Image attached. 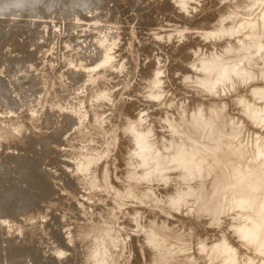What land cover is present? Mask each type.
Returning <instances> with one entry per match:
<instances>
[{
  "label": "rangeland",
  "instance_id": "obj_1",
  "mask_svg": "<svg viewBox=\"0 0 264 264\" xmlns=\"http://www.w3.org/2000/svg\"><path fill=\"white\" fill-rule=\"evenodd\" d=\"M15 1L0 0V264H264V0ZM75 66L89 78L63 94Z\"/></svg>",
  "mask_w": 264,
  "mask_h": 264
},
{
  "label": "bare ground",
  "instance_id": "obj_2",
  "mask_svg": "<svg viewBox=\"0 0 264 264\" xmlns=\"http://www.w3.org/2000/svg\"><path fill=\"white\" fill-rule=\"evenodd\" d=\"M16 1H17V0H16ZM16 1H15V2H16ZM25 1H26L25 6H26L29 10H30V9L33 10V9L35 8V5H33V0H30V1L25 0ZM44 1H45V0H44ZM83 1H84V0H83ZM224 1H225V0H224ZM20 2H21V1H20ZM23 2H24V1H23ZM40 2H41V1H40ZM50 2H51V1H50ZM140 2H141V1H140ZM147 2H148V1H147ZM147 2H146V3H147ZM229 2H230V1H229ZM12 3H13V2H12ZM84 3L86 4V2H83V4H84ZM134 3H135V2H134ZM15 4H17V2H16ZM38 4H39V3H38ZM38 4H37V5H38ZM11 5L13 6L14 3L11 4ZM17 5H19V3H18ZM44 5H45V6H46V5H47V6H50L47 0H46V2L44 3ZM78 6H79V5H78ZM140 6H141V5H140ZM14 7H16V6H14ZM155 7H156V6H155ZM128 8H129V7H128ZM138 8H139V7H138ZM70 9H71V8H70ZM74 9H75V8H74ZM141 9H142V8H141ZM32 10H31V11H32ZM72 10H73V9H72ZM97 10H98V9H97ZM31 11H30V12H31ZM81 11H83V10H81ZM137 11H138V10H137ZM66 12H67V11H66ZM68 12H69V11H68ZM96 12H97V11H96ZM96 12H95V13H96ZM134 12H135V11H134ZM163 12H164V11H163ZM28 14H29V12H28ZM93 14H94V13H93ZM120 14H121V13H120ZM152 14H153V13H152ZM152 14H151V15H152ZM0 15H1V13H0ZM161 15H162V14H161ZM33 16H34V15H33ZM97 16H98V15H97ZM192 16H193V15H192ZM72 17H73V16H72ZM95 17H96V16H95ZM118 17H119V16H118ZM116 18H117V17H116ZM122 18H123V17H122ZM125 18H127V17H125ZM217 18H218V17H217ZM127 19H128V18H127ZM186 19H188V18H186ZM219 19H220V18H219ZM99 20H100V19H99ZM215 20H217V19H215ZM262 20H264V19H262ZM128 21H129V20H128ZM217 21H218V20H217ZM0 22H2V19H0ZM100 22H101V21H100ZM137 22H139V21H137ZM137 22H136V23H137ZM210 22H211V21H210ZM215 22H216V21H214V23H215ZM46 23H47V22H46ZM78 23H79V22H78ZM178 23H179V22H178ZM216 23H217V22H216ZM47 24H49V23H47ZM101 24H102V23H101ZM101 24H100V26H101ZM125 24H127V23H125ZM125 24H124V25H125ZM137 24H138V23H137ZM137 24H135V27H136ZM203 24H204V23H203ZM212 24H213V23H212ZM95 25H96V24H95ZM108 25H110V24H108ZM139 25H140V24H139ZM139 25H137V26H139ZM141 25H142V24H141ZM216 25H217V24H216ZM216 25H215V26H216ZM49 26H50V25H49ZM84 26H85V25H84ZM187 26H188V25H187ZM200 26H201V25H200ZM200 26H199V27H200ZM97 27H99V26H97ZM102 27H104V26L102 25ZM127 27H128V26H127ZM133 27H134V26H133ZM140 27H142V26H139V28H138V27H137V28L140 29ZM150 27H151V26H150ZM189 27H190V26H189ZM194 27H195V26H194ZM194 27H193V28H194ZM208 27H209V25H208ZM220 27H221V26H220ZM78 28H79V27H78ZM106 28H108V27H106ZM151 28H153V27H151ZM193 28H190V29L192 30ZM197 28H198V27H197ZM205 28H206V27H205ZM51 29H52V28H51ZM76 29H77V28H76ZM96 29H97V28H96ZM103 29H104V28H103ZM126 29H127V28H126ZM145 29H146V27H145ZM145 29H144V30H145ZM186 29H187V28H186ZM190 29H189V30H190ZM59 30H60V29H59ZM93 30H94V29H93ZM98 30H99V29H98ZM105 30H106V29H105ZM107 30H108V29H107ZM127 30H128V29H127ZM153 30H154V29H153ZM187 30H188V29H187ZM189 30H188V32H189ZM89 31H92V30H89ZM100 31H101V28H100ZM100 31H99V32H100ZM103 31H104V30H103ZM103 31H102V32H103ZM140 31H142V30H140ZM188 32H187V33H188ZM78 33H79V32H77V34H78ZM90 33H91V32H90ZM95 33H96V32H95ZM97 33H98V31H97ZM112 33H114V32H112ZM137 33H138V32H137ZM140 33H141V32H140ZM92 34H93V32H92ZM98 34H99V33H98ZM114 34H115V33H114ZM67 35H68V34H67ZM111 35H112V34H111ZM111 35H110V37H111ZM145 35H147V34H145ZM148 35H149V34H148ZM173 35H174V34H173ZM179 35H180V34H179ZM184 35H186V34H184ZM190 35H191V34H189V37H190ZM106 36H107V35H106ZM113 36H114V35H113ZM180 36H181V35H180ZM186 36H187V35H186ZM191 36H192V35H191ZM47 37H48V36H47ZM95 37L100 39V37H97V36H95ZM125 37H126V36H125ZM127 37H128V36H127ZM54 38H55V37H54ZM93 38H94V37H93ZM115 38H116V37H115ZM128 38H129V37H128ZM128 38H127V39H128ZM176 38H177V37H176ZM195 38H196V37H195ZM214 38H216V37H214ZM222 38H223V37H222ZM107 39H109V38H107ZM110 39H111V38H110ZM113 39H114V38H113ZM113 39H112V40H113ZM190 39H191V38H190ZM190 39H189V40H190ZM192 39H193V38H192ZM52 40H54V39L52 38ZM70 40H71V39H70ZM114 40H115V39H114ZM128 40H129V39H128ZM73 41H74V39H73ZM122 41H123V40H122ZM196 41H197V39H196ZM92 42H93V41H92ZM157 42H158V41H157ZM191 42H192V40H191ZM85 43H86V42H85ZM159 43H160V42H159ZM192 43H193V42H192ZM192 43H191V46H192ZM108 44H109V42H108ZM153 44H154V43H153ZM161 44H163V43H161ZM167 44H168V43H167ZM167 44H166V45H167ZM195 44H196V43H195ZM74 45H75V44H74ZM79 45H80V44H79ZM100 45L102 46L101 42H100ZM125 45H126V42H125ZM109 46H110V45H109ZM109 46H108L107 48L112 49V48H111L112 45H111V47H109ZM162 46H163V45H162ZM164 46H165V45H164ZM164 46H163V47H164ZM73 47H74V46H73ZM157 47H158V46H157ZM194 47H195V46H194ZM122 48H123V47H122ZM161 48H162V47H161ZM164 49H166V47H165ZM169 49H170V48H169ZM174 49H176V48H174ZM200 49H201V48H200ZM91 50H92V49H91ZM175 51H176V50H175ZM212 51H213V50H212ZM71 52H72V51H71ZM241 52H242V51H241ZM106 53H107V52H106ZM110 53H111V51H110ZM172 53H173V52H172ZM79 55H80V54H79ZM180 55H181V54H180ZM67 56H68V55H67ZM84 56H85V54H84ZM29 57H30V58L33 57L32 53H31V55H29ZM29 57H28V58H29ZM93 57H95V56H93ZM82 58H83V57H82ZM95 58H96V57H95ZM95 58H94V59H95ZM98 58H99V57H98ZM208 58H209V57H208ZM205 59H206V58H205ZM65 60H66V59H65ZM68 60H69V59H68ZM72 60H74V59H72ZM92 60H93V59H92ZM100 60H101V59H100ZM90 61H91V60H90ZM93 61H94V60H93ZM97 61H98V60H97ZM73 62H74V61H73ZM73 62H72V63H73ZM185 62H186V61H185ZM187 63H188V62H187ZM197 63H198V62H197ZM202 64L204 65V63H200V66H203ZM91 65H92V64H91ZM196 65L198 66L199 63L196 64ZM67 66H68V65H67ZM92 66H93V65H92ZM88 67H89V66H88ZM193 68H194V67H193ZM64 69H65V68H64ZM194 69H195V68H194ZM200 69H201V68H200ZM90 70H91V69H90ZM22 71H23V70H22ZM64 71H66V73L59 77V80H62V83H59L58 81H55V82H56L55 85L57 86L58 89H60V90L63 91V94H65V93L68 94L69 91H67V90H68V89L70 90V87H71L72 85H75L77 82H80V81H82V80H85L86 78H89V77L87 76L88 73L86 72V70H85V68H84L83 66H79V67H77V68H76V66H75V67H71V68L66 69V70H64ZM35 74H36V73H35ZM126 74H128V73H126ZM88 75H89V74H88ZM123 75H125V74H123ZM40 76H41V75H40ZM90 77H91V76H90ZM124 77H125V76H124ZM42 78H44V77H42ZM121 79H124V78H121ZM41 80H42V79H41ZM88 80H89V79H88ZM42 82H44V81H42ZM84 82H85V81H84ZM122 82H123V81H122ZM154 82H155V81H154ZM80 83L83 84L82 82H80ZM76 85H78V84H76ZM114 85H115V84H114ZM33 86H34V85H31L29 88L32 89ZM252 86H253V85H252ZM262 86H263V85H262ZM81 87H82V86H81ZM81 87H80V88H81ZM71 88H72V87H71ZM254 88H255V87H254ZM76 89H77V88H76ZM157 89H158V88H157ZM259 89H261V88H259ZM71 90H72V89H71ZM71 90H70V91H71ZM104 90H105V89H104ZM261 90H262V89H261ZM263 90H264V89H263ZM263 90H262V91H263ZM54 91H56V89H55ZM262 91H261V92H262ZM128 92H129V91H128ZM134 92H135V91H134ZM196 92H197V91H196ZM55 93H56V92H55ZM57 94H59L58 91H57ZM60 94H61V92H60ZM67 94H66V95H67ZM104 94H105V93H104ZM129 94H130V93H129ZM227 94H228V93H227ZM50 95H51V94H50ZM158 95H159V94H158ZM20 96H22V95H20ZM59 96H60V95H59ZM131 96H132V95H131ZM167 96H168V94H167ZM60 97H61V96H60ZM128 97L130 98V95H129ZM128 97H127V98H128ZM153 97H154V96H153ZM63 98H64V97H63ZM104 99H105V98H104ZM65 100H66V98H65ZM73 101H74V99H73ZM124 101H125V100H124ZM126 102H127V101H126ZM20 103L22 104L23 101H21ZM66 103H67V102H66ZM71 103H72V102H71ZM154 103H156V102H154ZM111 104H112V103H111ZM129 104H130V103H129ZM141 104H142V103H141ZM159 104H160V103H159ZM18 105H19V104H18ZM67 105H68V104H67ZM72 105H73V104H72ZM72 105H71V106H72ZM147 105H148V104H147ZM154 105H155V104H154ZM154 105H153V103H152V106H151V107H153ZM171 105H172V104H171ZM65 106H66V105H65ZM133 106H134V103H133ZM155 106H156V105H155ZM172 106H173V105H172ZM30 107H31V106H30ZM60 107H61V106H60ZM75 107H76V106H75ZM106 107H107V106H106ZM112 107H113V105H112ZM135 107H136V106H135ZM13 108H14V106H13ZM76 108H77V107H76ZM147 108H148V107H147ZM8 109H9V108H8ZM15 109H17V108H15ZM133 109H134V107H133ZM135 109H136V108H135ZM161 109H164V107H163V108L161 107ZM169 109H171V108H169ZM262 109H263V108H262ZM72 110H73V109H72ZM125 110H126V109H125ZM180 110H181V109H180ZM16 111H17V110H16ZM73 111H74V110H73ZM128 111H129V110H128ZM131 111H132V110H131ZM158 111H159V110H158ZM171 111H173V109H172ZM123 112H124V110H123ZM147 112H149V111H147ZM147 112H145V114H146ZM178 112H179V111H178ZM245 112H246V111H245ZM125 113H127V112H125ZM129 113H130V112H129ZM159 113H160V112H159ZM179 113H180V112H179ZM76 114H78V113H76ZM113 114H114V113H113ZM78 115H79V114H78ZM78 115H74L73 118H78V117H79ZM253 115H254V114H253ZM120 116H121V115H120ZM125 116L128 117L127 114H125ZM146 116H147V115H146ZM2 117H3V116H2ZM122 117H123V116H122ZM143 117H145V115H144ZM181 117H182V115H181ZM232 117H233V116H232ZM257 117H258V116H257ZM90 118H91V117H90ZM90 118H89V120H90ZM162 118H163V117H162ZM174 118H175V117H174ZM187 118H188V117H187ZM2 119H3V118H2ZM81 119H82V118H80V120H81ZM93 119H94V118H93ZM103 119H104V118H103ZM106 119H107V117H106ZM175 119H176V118H175ZM109 120H110V119H109ZM159 120H160V119H159ZM162 120H163V119H161L160 121H162ZM2 121H3V120H2ZM103 121H104V120H103ZM204 121H205V120H204ZM263 121H264V120H263ZM84 122H85V121H84ZM92 122H93V121H92ZM101 122H102V121H101ZM121 122H122V121H121ZM181 122H183V121H181ZM206 122H207V125H208V121H206ZM255 122H256V121H255ZM162 123H164V122H162ZM123 124H127V123H123ZM123 124H122V126H123ZM176 124H177V123H176ZM109 125H110V124H109ZM159 125H160V124H159ZM119 127H120V126H119ZM161 127H162V126H161ZM163 127H164V126H163ZM120 128H121V127H120ZM156 129H157V128H156ZM158 129H159V128H158ZM249 129H251V128H249ZM168 130H169V129H168ZM164 131H165V130H164ZM244 131H245V130H244ZM248 131H249V130H248ZM159 132H161V131H159ZM169 133H170V132H169ZM233 133H234V132H233ZM235 133H236V132H235ZM241 133H242V132H241ZM243 133H244V132H243ZM253 133H254V132H253ZM151 134H153V133H151ZM154 134H155V133H154ZM171 134H172V133H171ZM223 134H224V133H223ZM250 134H251V133H250ZM155 135H156V134H155ZM160 136H161V135H160ZM170 136H171V135H170ZM212 136H213V134H212ZM242 136H243V135H242ZM163 137H164V136H163ZM167 137H168V136H167ZM167 137H165V138H167ZM226 137H227V136H226ZM260 137H261V136H260ZM10 138H11V137H10ZM161 138H162V137H161ZM169 138H175V137H172V136H171V137H169ZM12 139L14 140V137H13ZM99 139H100V138H99ZM260 139H261V138H260ZM15 140H16V139H15ZM163 140H164V138H163ZM163 140H162V141H163ZM168 140H169V139H168ZM168 140H167V141H168ZM172 140H173V139H172ZM208 140H209V139H208ZM154 141H156L155 138H154ZM159 141H160V140H159ZM159 141H158V142H159ZM170 141H171V140H170ZM170 141H169V142H170ZM210 141H211V140H210ZM213 141H214V139H213ZM230 141H231V140H230ZM230 141H229V142H230ZM150 142H151V141H150ZM172 142H173V141H172ZM100 143H101V141H100ZM153 143H154V142H153ZM161 143H162V142H161ZM161 143H160V145H162V146H163V144H165V143H163V144H161ZM166 143H167V142H166ZM216 143H217V142H216ZM243 143H244V142H243ZM104 144H105V143H104ZM154 144H157V142L154 143ZM172 144H173V143H172ZM160 145H158V147H160ZM165 145H167V144H165ZM165 145H164V147H166ZM252 145H253V143H252ZM222 146H223V145H222ZM12 147H13V146H12ZM66 147H67V146H66ZM83 147H84V146H83ZM164 147H163V148H164ZM172 147H173V146H172ZM229 147H230V146H229ZM166 148H167V147H166ZM146 149H147V148H146ZM158 149H161V148H158ZM164 149H165V148H164ZM172 149H173V148H172ZM258 149H259V148H257V150H258ZM262 149H264V148H262ZM11 150H12V149H11ZM17 150H18V149H17ZM148 151H151V150L149 149ZM159 151H160V150H159ZM163 151H164V150H163ZM163 151H162V153H163ZM213 151H214V150H213ZM13 152H14V151H13ZM155 152H157V151H155ZM150 153H151V152H150ZM150 153H149V154H150ZM152 153H154V152H152ZM164 153H165V152H164ZM171 153H172V156H170L169 159L167 158V159H168V162H167L168 164H169V162H171V161H173V160H177V159L181 156V150H177V151H175V153H174V151L172 152V150H171V152H170L169 154H171ZM10 154H11V153H10ZM154 154H155V156H156V153H154ZM154 154H152V156H153ZM169 154L166 153V155H169ZM221 154H222V153H220V155H221ZM257 154H258V153H257ZM162 155H163V154H162ZM78 156H79V155H78ZM152 156H151V157H152ZM155 156H153V157H154L153 159L156 161ZM157 156H158V155H157ZM160 156H161V155H160ZM256 156H257V155H256ZM258 156H259V155H258ZM68 157H70V156H68ZM148 157H149V156H148ZM148 157H147V158H148ZM161 157H162V156H161ZM161 157H159V163H160V160H161L160 158H161ZM166 157H167V156H166ZM157 158H158V157H157ZM162 159H163V158H162ZM226 159H227V158H226ZM242 159H243V157H242ZM149 160H152V159H149ZM145 161H146V160H145ZM147 161H148V160H147ZM152 161H153V160H152ZM161 161H162V160H161ZM223 161H226V160H223ZM141 162H142V161H141ZM220 162H222V161H220ZM144 163H145V162H144ZM159 163L157 162L156 164H159ZM171 163H172V162H171ZM225 163H226V162H225ZM156 164H153L154 167H156V166L158 167V165H156ZM160 164H161V163H160ZM233 164H234V163H233ZM222 165H223V164H222ZM226 165H227V164H226ZM226 165L224 164V166H226ZM195 166H196V165H195ZM218 166H220L221 168L224 167V166L222 167L221 165H218ZM220 167H218V168L216 167L217 169H215V170H220V169H221ZM227 167H228V166H227ZM150 169H151V168H150ZM156 169H157V168H156ZM52 170H53V169H52ZM151 170H152V169H151ZM172 170H173V169H172ZM175 170H176V169H175ZM223 170H224V168L221 169L220 171L222 172ZM33 171H34V170H33ZM55 171H56V170H55ZM83 171H84V170H83ZM159 171H160V170H159ZM1 172H2V171H1ZM58 172H59V171H58ZM169 172H170V171H169ZM224 172H225V171H224ZM226 172H227V171H226ZM146 173H147V172H146ZM149 173H150V172H149ZM216 173H217V172H216ZM222 173H223V172H222ZM222 173H221V175H222ZM54 174H55V173H54ZM56 174H57V173H56ZM144 174H145V173H144ZM144 174H143V175H144ZM161 174H163V173L161 172ZM50 175H51V174H50ZM171 175H172V174H171ZM214 175H215V174H214ZM222 176L224 177V175H222ZM5 177H6V176H5ZM54 177H56V175H55ZM148 177H149V176H148ZM150 177H151V175H150ZM212 177H216V176H212ZM217 177H218V175H217ZM217 177H216L215 179H218ZM52 178H53V177H52ZM152 178H153V177H152ZM164 178H165V177H164ZM211 179H214V178H211ZM211 179H210V180H211ZM215 179L211 181V182H212L211 184H213V182L216 181ZM223 180H224V179H223ZM45 181H46V182H47V181H51V179H48V180L45 179ZM209 182H210V181H209ZM76 184H77V183H76ZM46 185H47V184H46ZM169 185H170V184H169ZM205 185H206V184H204V186H203L204 189L207 188V186H208V185H207V186L205 187ZM216 185H217V184H216V182H215V183L213 184V186H214L213 188H215ZM146 186H147V185H146ZM171 186H173V185H171ZM185 186H186V185H185ZM187 186H188V185H187ZM209 186H210V185H209ZM209 186H208V188H209ZM148 187H149V186H148ZM193 187H194V186H193ZM198 187H199V186H198ZM152 188H153V187H152ZM188 188H189V187H188ZM188 188H187V189H188ZM70 189H71V188H70ZM72 189H73V188H72ZM76 189H77V188H76ZM76 189H75V190H76ZM167 189H168V188H167ZM194 189L197 190V187L195 186ZM67 190H68V189H67ZM157 190H158V189H157ZM196 190H192V191H196ZM207 190H208V189H207ZM209 190H210V189H209ZM70 191H72V190H70ZM73 191H74V190H73ZM79 191H80V190H79ZM185 191H186V190H185ZM203 191H204V190H203ZM205 191H206V190H205ZM75 192H76V191H75ZM77 192H78V191H77ZM169 192H170V191H169ZM186 192H187V191H186ZM207 192H208V193H212V192H210V191H207ZM207 192H204V193H207ZM10 193H11V192H10ZM62 193H64V192H62ZM178 193H179V192H178ZM201 193H202V192H201ZM59 194H60V193H59ZM69 194H72V193L70 192ZM156 194H157V193H156ZM162 194H163V193H162ZM167 194H168V193H167ZM185 194H188V192L185 193ZM223 194H224V193H223ZM223 194H222V195H223ZM63 195H64V194H63ZM85 195H86V194H85ZM128 195H129V194H128ZM159 195H160V194H159ZM183 195H184V194H183ZM48 196H49V195H48ZM57 196H58V195H57ZM61 196H62V195H61ZM79 196H80V195H79ZM186 196H187V195H186ZM218 196H219V195H218ZM59 197H60V196H59ZM65 197H67V196L64 195V197H62V198L65 199ZM173 197H174V196H173ZM178 197H179V196H178ZM80 198H81V197H79V199H80ZM148 198H150V197H148ZM216 198L219 199L218 197H216ZM50 199H51V198H50ZM50 199H49V200H50ZM72 199H73V198H72ZM74 199H75V198H74ZM142 199H143V198H142ZM177 199H178V198H177ZM225 199H226V198H225ZM52 200H53V199H52ZM60 200H61V199H60ZM62 200H63V199H62ZM67 200H68V198H67ZM64 201H65V200H64ZM70 201H71V200H70ZM70 201H69V203H70ZM77 201H78V200H77ZM86 201H87V200H86ZM174 201H175V200H174ZM177 201H178V200H177ZM192 201H193V200H192ZM213 201H214V200H213ZM213 201H212V202H213ZM55 202H56V201H55ZM59 202H60V201H59ZM72 202H76V200H75V201H72ZM72 202H71V203H72ZM212 202H211V204H212ZM60 203H61V202H60ZM69 203H68V204H69ZM71 203H70V204H71ZM76 203H77V202H76ZM86 203H88V202H86ZM169 203L172 204L171 202H169ZM216 203H217V201H216ZM216 203H215V205H216ZM70 204H69V205H70ZM72 204H73V203H72ZM72 204H71V205H72ZM79 204L81 205V203H79ZM82 204H85V203H82ZM143 204H146V203L144 202ZM218 204H219V203H218ZM218 204H217V205H218ZM47 205H49V204H47ZM75 205H76V204H75ZM75 205H74V206H75ZM86 205H87V204H86ZM86 205H85V206H86ZM172 205H173V204H172ZM209 205H210V204H209ZM209 205H208V206H209ZM44 206H45V205H44ZM78 206H79V205L77 204V207H78ZM87 206H88V205H87ZM87 206H86V207H87ZM53 207H54V206H53ZM45 208H46V207H45ZM45 208H44V209H45ZM48 208H50V207H48ZM80 208H81V207H80ZM80 208H79V211H80ZM84 208H85V207H84ZM209 208H210V206L208 207V209H209ZM54 209H55V208H54ZM54 209H53V212H52V213H55V212H54ZM210 209L212 210V208H210ZM94 210H95V209H94ZM197 210H198V209H197ZM211 210H210V211H211ZM225 210H226V209H225ZM51 211H52V209H51ZM81 211H85V209H83V210L81 209ZM81 211H80V212H81ZM95 211H96V210H95ZM95 211H94V212H95ZM11 212H12V211H11ZM48 212H49V211H48ZM48 212H47V213H48ZM96 212H97V211H96ZM193 212H195V208H194V211H193ZM189 213H190V212H189ZM189 213H188V214H189ZM206 213H207V212H206ZM83 214H85V212H83ZM96 214H97V213H96ZM169 214H170V213H169ZM183 214H184V213H183ZM188 214H187V215H188ZM192 214H193V213H192ZM207 214H208V213H207ZM214 214H215V213H214ZM214 214H211V215H213V217H214ZM216 214H218V213H216ZM49 215H50V214H49ZM89 215H91V214H89ZM142 215H143V214H142ZM208 215H209V214H208ZM211 215H210V216H211ZM43 216H44V215H43ZM52 216H53V215H52ZM80 216L82 217V215H80ZM83 216H84V215H83ZM184 216H185V215H184ZM189 216H190V215H189ZM193 216H194V214H193ZM224 216H225V215H224ZM228 216H229V215H228ZM6 217H7V216H6ZM161 217H163V216H161ZM165 217H166V216H165ZM207 217H208V216H207ZM75 218H76V217H75ZM75 218H74V219H75ZM78 218H79V217H77L76 219H78ZM89 218H90V217H89ZM182 218H183V217H182ZM187 218H188V217H187ZM210 218H211V217H209L208 219H210ZM53 219H54V218H53ZM58 219H59V218H58ZM79 219H81V218H79ZM84 219H85V218H84ZM91 219L94 220L93 217H92ZM95 219H96V218H95ZM176 219H177V218H176ZM193 219H194V218H193ZM229 219H230V218H229ZM6 220H7V219H6ZM19 220H20V219H19ZM23 220H24V219H23ZM72 220H73V219H72ZM89 220H90V219H89ZM163 220H165V219H163ZM166 220H167V219H166ZM180 220H181V219H180ZM183 220H184V219H183ZM185 220H186V219H185ZM185 220H184V221H185ZM212 220H213V219H212ZM80 221H81V220H80ZM82 221H83V220H82ZM156 221H157V220H156ZM175 221H176V220H175ZM187 221H188V220H187ZM206 221H207V220H206ZM210 221H211V219L209 220V222H210ZM95 222H96V221H95ZM148 222H149V221H148ZM158 222H159V221H158ZM166 222H167V221H166ZM166 222H165V223H166ZM176 222H177V221H176ZM178 222H179V221H178ZM180 222H181V221H180ZM228 222H229V221H228ZM19 223H20V221H19ZM24 223H25V221H24ZM24 223H23V224H24ZM46 223H47V222H46ZM101 223H103V222L100 221L99 224H95V223H94V225L91 226L90 230H93L94 228H96V229H98L100 232H104V231L106 230V228L104 227L105 224L101 225ZM167 223H168V222H167ZM72 224H73V223H72ZM75 224H77V223L75 222ZM155 224H157V223H155ZM159 224H160V223H159ZM161 224H162V223H161ZM173 224H175V223H173ZM173 224H172V225H173ZM207 224H208V223H207ZM3 225H4V224H3ZM17 225H18V224H17ZM42 225H43V224H42ZM44 225H45V224H44ZM65 225H67V224H65ZM79 225H80V224H79ZM83 225H85V224H83ZM83 225H82V226H83ZM106 225H107V223H106ZM106 225H105V226H106ZM147 225H148V223H147ZM157 225H158V224H157ZM181 225H182V224H181ZM190 225H192V224H189V226H190ZM194 225H196V224H194ZM243 225H244V224H243ZM21 226H22V225H21ZM189 226H187V227L189 228ZM63 227H64V226H63ZM150 227H151V226H150ZM158 227H159V226H158ZM176 227H177V224H176ZM180 227H181V226L178 225L177 228H180ZM191 227H192V226H191ZM201 227H202V226H201ZM1 228H2V227H1ZM42 228H43V227H42ZM46 228H47V227H46ZM110 228H111V227H110ZM138 228H139V227H138ZM177 228H176V229H177ZM182 228H183V227H182ZM182 228H181V229H182ZM125 229H126V228H125ZM156 229H157V226H156ZM181 229H180V230L178 229L179 232L181 231ZM192 229H193V228H192ZM195 229L197 230L196 227H195ZM13 230H15V229H13ZM118 230H119V229H118ZM135 230H137V228H136ZM139 230H140V229H139ZM158 230H159V228H158ZM183 230L186 231L185 229H183ZM183 230H182L181 232H183ZM196 230H195V231H196ZM119 231H120V230H119ZM141 231H142V230H141ZM152 231H153V229H152ZM154 231H155V230H154ZM173 231H174V230H173ZM187 231H188V230H187ZM187 231H186L187 234H190V233H191L190 230H189V231H190L189 233H188ZM0 232H1V231H0ZM54 232H55V231H54ZM156 232H157V231H156ZM167 232H168V231H167ZM176 232L178 233V231H176ZM60 233H61V232H60ZM67 233H68V232H67ZM147 233H150V232H147ZM162 233H163V234L166 233L165 230H164ZM172 233H173V232H172ZM192 233H193V232H192ZM192 233H191V235H193ZM169 234H170V233H169ZM250 234H251V233H250ZM263 234H264V233H263ZM54 235H55V234H54ZM56 235H57V234H56ZM59 235H60V234H59ZM77 235H78V233H77ZM83 235H84V234H83ZM69 236H70V235H69ZM188 236H189V235H188ZM5 237H6V236H5ZM65 237H66V236H65ZM80 237H81V236H80ZM119 237H120V236H119ZM149 237H150V236H149ZM62 238H63V237H62ZM117 238H118V237H117ZM193 238H194V237H193ZM10 239H11V238H10ZM84 239H85V238H84ZM88 239L90 240V238H88ZM93 239H94V238H93ZM114 239H116V238H114ZM114 239H113V241H115ZM137 239H138V238H137ZM137 239H136V240H137ZM148 239H149V238H148ZM67 240H68V238H67ZM67 240H66V242H67ZM91 240H92V239H91ZM3 241H5V240H3ZM47 241H48V240H47ZM62 241H63V240H62ZM121 241H123V240H121ZM121 241H120V242H121ZM54 242H56V241H54ZM80 242H81V241H80ZM80 242H79V243H80ZM90 242H91V241H90ZM120 242H119V243H120ZM124 242H126V241H124ZM124 242H123V243H124ZM128 242H129V241H128ZM147 242H148V241H147ZM235 242H236V241H235ZM247 242H248V241H247ZM36 243H37V242H36ZM59 243H60V242H59ZM115 243H116V242H115ZM123 243H122V244H123ZM191 243H192V242H191ZM57 244H58V243H57ZM89 244H90V243H88V245H89ZM120 244H121V243H120ZM238 244H240V243H238ZM58 245H59V244H58ZM70 245H71V244H70ZM80 245H81V244H80ZM85 245H86V244H85ZM117 245L119 246V244H117ZM124 245H125V244H124ZM133 245H134V244H133ZM243 245H246V244H243ZM243 245L240 244L239 246H242V247H243ZM0 246H1V244H0ZM52 246H53V245H52ZM55 246H56V245H55ZM62 246H63V245H62ZM77 246H78V245H77ZM77 246H76V247H77ZM86 246H87V245H86ZM113 246H114V244H113ZM120 246H121V245H120ZM120 246H119V247H120ZM130 246H131V245H130ZM143 246H144V245H143ZM49 247H51V246H49ZM56 247H57V246H56ZM56 247H55V248H56ZM59 247H61V246H59ZM83 247H85V246H83ZM107 247H108V246H107ZM181 247H183V246H181ZM187 247H188V246H187ZM187 247H184L185 250H186ZM234 247H236V246H234ZM64 248H65V247H64ZM67 248H68V247H67ZM69 248H71V247H69ZM69 248H68V249H69ZM85 248H86V247H85ZM85 248H84V250H86ZM167 248H168V247H167ZM188 248H189V247H188ZM238 248H239V247H238ZM59 249H60V248H59ZM68 249H67V250H68ZM80 249H81V248H80ZM82 249H83V248H82ZM91 249H92V248H91ZM118 249H119V248H118ZM189 249H190V248H189ZM54 250H55V249H54ZM77 250H79V249H77ZM96 250H97V249H96ZM105 250H106V248H105ZM116 250H117V249H115V247H114V252H115V253H116L117 251H119V250H117V251H116ZM130 250H131V249H130ZM133 250H134V249H133ZM239 250H240V249H239ZM40 251H41V250H40ZM64 251H65V250H64ZM86 251H87V250H86ZM86 251H85V252H86ZM90 251H91V250H90ZM38 252H39V250H38ZM38 252H37V253H38ZM67 252H68V251H67ZM67 252L64 253V252L62 251L61 253H62V254H63V253H64V254H67ZM80 252H81V251H80ZM98 252H101V251L98 250ZM98 252H96V254H97ZM108 252H109V251H108ZM194 252H195V251H194ZM24 253H25V252H24ZM37 253H35V254H37ZM102 253H103V252H102ZM110 253H111V252H110ZM59 254H60V252H59ZM64 254H63V256H64ZM68 254H69V253H68ZM86 254H87V253H86ZM96 254H95V255H96ZM107 254H108V253H107ZM192 254H193V253H192ZM217 254H218V253H217ZM42 255H43V254H42ZM80 255H81V254H80ZM183 255H184V254H183ZM40 256H41V255H40ZM48 256H49V255H48ZM63 256H62V257H63ZM66 256H67V255H66ZM180 256H181V255H180ZM32 257H33V256H32ZM36 257H38V255H37V256L35 255L34 258H35L36 260H39V259H37ZM49 257H50V256H49ZM54 257H55V256H54ZM54 257H52V258H54ZM177 257H178V256H177ZM195 257H196V256H195ZM246 257H247V256H246ZM60 258H61V257H60ZM63 258H64V257H63ZM107 258H108V257H107ZM117 258H120V255H118ZM198 258H199V257H198ZM45 259H46V258H45ZM54 259H55V258H54ZM109 259L111 260L110 257H109ZM112 259H113V262H114V258H112ZM79 260H80V259H79ZM27 261H29V260H27ZM49 261H50V260H49ZM85 261H86V260H85ZM145 261H146V260H145ZM245 261H246V260H245ZM33 262H34V261H33ZM109 262H110V261H109ZM136 262H137V261H136ZM217 262H218V261H217ZM228 262H229V261H228ZM29 263H30V261H29ZM48 263H49V262H48ZM67 263H68V262H67ZM82 263H83V262H82ZM84 263H85V262H84ZM84 263H83V264H84ZM103 263H104V262H103ZM146 263H147V262H146ZM32 264H33V263H32ZM34 264H35V263H34ZM91 264H92V263H91ZM153 264H155V263H153ZM170 264H171V263H170ZM172 264H173V263H172ZM247 264H248V263H247Z\"/></svg>",
  "mask_w": 264,
  "mask_h": 264
},
{
  "label": "clouds",
  "instance_id": "obj_3",
  "mask_svg": "<svg viewBox=\"0 0 264 264\" xmlns=\"http://www.w3.org/2000/svg\"><path fill=\"white\" fill-rule=\"evenodd\" d=\"M241 27H243V25H242ZM231 34H233V33H222V35H231ZM201 70H205V69H201ZM226 78H227L226 76H222V77H220V79L216 80L214 83H205V82H203V81H201L200 83H201V86H202V87H205L206 89H208L209 92L215 94L216 86H217L218 84H222V83L226 80ZM157 86L159 87V85H157ZM258 95L261 97V99H264V92L258 93ZM158 98H159V97H153V99H158ZM171 162H172V163H177L178 161H177V160H173V161H171ZM180 163H183V162L180 161ZM190 192H191V190H190ZM179 203H180V201H176V202H174L173 205H172V207H173V211H175V212H177V213H179V211H180V208H179V206H178ZM262 219H264V218H262ZM239 231H241V232H245V229L241 228V229H239ZM244 238H245V239L248 238V237H247V234L245 235ZM253 242H254V241H253ZM225 251L231 253V258H230V260H231V261H234V258H235V252H234L232 249L227 248V246H225ZM259 254H260L261 256H264V241H262L261 244H260V247H259Z\"/></svg>",
  "mask_w": 264,
  "mask_h": 264
}]
</instances>
